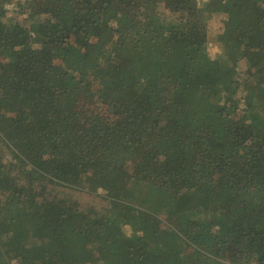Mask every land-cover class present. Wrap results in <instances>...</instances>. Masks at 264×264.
Segmentation results:
<instances>
[{
    "label": "trees",
    "instance_id": "16d2710c",
    "mask_svg": "<svg viewBox=\"0 0 264 264\" xmlns=\"http://www.w3.org/2000/svg\"><path fill=\"white\" fill-rule=\"evenodd\" d=\"M0 55V264H264V0H0Z\"/></svg>",
    "mask_w": 264,
    "mask_h": 264
},
{
    "label": "rangeland",
    "instance_id": "374dc122",
    "mask_svg": "<svg viewBox=\"0 0 264 264\" xmlns=\"http://www.w3.org/2000/svg\"><path fill=\"white\" fill-rule=\"evenodd\" d=\"M199 1H202V0H199ZM6 10L8 12L7 13L8 17L12 18V20L14 22L18 21L19 23H21L25 27L30 25V19L27 18V14L24 13L21 9L17 8V1H13L12 3L8 4L6 6ZM162 10H163V6L160 5L157 8V12L161 16H163ZM211 53L212 54L215 53V49L213 47L211 48ZM217 58H214L213 62ZM0 59L4 60V58H2L1 55H0ZM222 65H223V62L221 60H219V59L214 62V66L216 67V69H219ZM3 70H4V68H3ZM90 108L92 110V113H90L91 117H96L99 120H101L103 118V116H104L103 110L101 108H97L96 101L93 100L90 103ZM11 114H13V113H11ZM214 115H215V118L213 120H215L217 126H219L221 128L227 129V127L231 126L232 123H233V120L227 118L226 115H222L220 113L219 114L218 113H214ZM213 201H215V202L217 201V198L215 196H213ZM123 228H124L126 234H131L133 232V224H129V223L128 224H124Z\"/></svg>",
    "mask_w": 264,
    "mask_h": 264
}]
</instances>
